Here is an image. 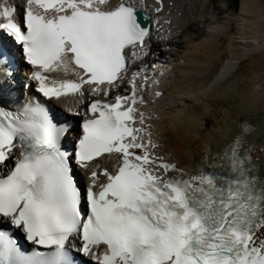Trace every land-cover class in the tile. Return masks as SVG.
<instances>
[{
    "label": "snow or ice",
    "instance_id": "snow-or-ice-1",
    "mask_svg": "<svg viewBox=\"0 0 264 264\" xmlns=\"http://www.w3.org/2000/svg\"><path fill=\"white\" fill-rule=\"evenodd\" d=\"M163 10V0H0V37L35 81L25 103L0 100V264H264L251 125L191 173L154 137L145 93L164 96L165 72L146 58ZM0 69L12 75L3 50ZM68 96L84 106L71 148L50 104Z\"/></svg>",
    "mask_w": 264,
    "mask_h": 264
},
{
    "label": "bare ground",
    "instance_id": "bare-ground-1",
    "mask_svg": "<svg viewBox=\"0 0 264 264\" xmlns=\"http://www.w3.org/2000/svg\"><path fill=\"white\" fill-rule=\"evenodd\" d=\"M216 1L169 0L163 21L171 20L172 34L160 39L169 25L153 26L161 31H154L146 58L149 65L165 64L167 97L157 103L154 137L164 155L190 173L205 153L219 151L238 133L241 121L254 130L247 137L257 148L253 159L264 158V0H239L233 13L226 1ZM77 101L53 102L78 120L74 113L84 107Z\"/></svg>",
    "mask_w": 264,
    "mask_h": 264
},
{
    "label": "rangeland",
    "instance_id": "rangeland-1",
    "mask_svg": "<svg viewBox=\"0 0 264 264\" xmlns=\"http://www.w3.org/2000/svg\"><path fill=\"white\" fill-rule=\"evenodd\" d=\"M226 1L229 5H230V10L229 12L233 13L235 11H237V9L239 8V0H224ZM220 0L216 1L217 4H219ZM225 10V9H223ZM180 51V49H179Z\"/></svg>",
    "mask_w": 264,
    "mask_h": 264
}]
</instances>
